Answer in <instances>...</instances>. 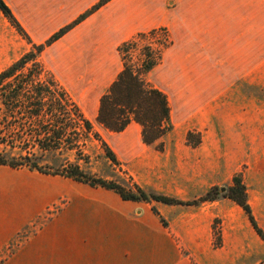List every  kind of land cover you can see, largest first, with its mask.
<instances>
[{
  "label": "rangeland",
  "instance_id": "obj_1",
  "mask_svg": "<svg viewBox=\"0 0 264 264\" xmlns=\"http://www.w3.org/2000/svg\"><path fill=\"white\" fill-rule=\"evenodd\" d=\"M3 1L25 36L0 12V72L100 0ZM157 29L164 50L148 81L170 107L172 130L161 141L162 150L143 145L134 126L116 134L95 121L98 99L121 69L116 48ZM39 59L116 160L109 161L101 143L91 138L79 156L52 154L41 165L53 170L65 161L77 163L85 173L123 187L135 184L192 204L168 206L161 213L159 204L145 206L164 228L180 234L173 237L180 248L194 239L203 245L208 235L220 248L224 237L233 239V226L244 230L246 215L222 196L236 176L252 216L264 213V0H110ZM40 80L48 82V75ZM12 116L0 106V142L33 132L21 129L24 117ZM211 189L217 192L214 201L193 203ZM100 199L110 205L120 200L111 191L60 176L0 167V214L30 218L0 252V264L38 229L63 222L67 214L88 212V203Z\"/></svg>",
  "mask_w": 264,
  "mask_h": 264
},
{
  "label": "trees",
  "instance_id": "obj_2",
  "mask_svg": "<svg viewBox=\"0 0 264 264\" xmlns=\"http://www.w3.org/2000/svg\"><path fill=\"white\" fill-rule=\"evenodd\" d=\"M109 1L100 0L44 43L31 44L30 51L0 72L2 111L10 118H13L14 114L21 115L25 119L21 129L25 132L30 129L33 131L26 139L1 140L0 166L60 176L90 188L111 191L123 201L155 202L166 206L192 205L165 195L146 192L135 184L123 187L115 182L95 177L85 173L77 163L65 161L53 170L41 165V162L52 154L61 156L63 153L73 152L79 156L91 138L99 141L109 161L116 163L112 152L93 130L78 105L48 74L39 59L44 49ZM0 12L18 33L25 36L3 0H0ZM161 31L157 29L138 33L116 48L121 70L99 97L95 116L96 123L110 133H122L132 123L138 125L141 143L156 150H162L161 141L172 130L168 99L148 81L149 74L161 62L164 46L157 42L161 37L159 35ZM44 75H48V82L40 80ZM3 118H6V115ZM191 137V133H187L186 140L189 141ZM16 149L19 154L12 156L9 151ZM47 169L52 172H47ZM222 196L243 211L255 233L264 242V233L254 221L247 202L246 189L239 176L232 179L231 186ZM216 197V190L211 189L193 203L212 202ZM152 211L156 214L154 210Z\"/></svg>",
  "mask_w": 264,
  "mask_h": 264
},
{
  "label": "crops",
  "instance_id": "obj_3",
  "mask_svg": "<svg viewBox=\"0 0 264 264\" xmlns=\"http://www.w3.org/2000/svg\"><path fill=\"white\" fill-rule=\"evenodd\" d=\"M130 126L140 132L138 125ZM155 204L163 207L157 208L160 213L168 207ZM88 205V212L67 214L63 222L55 220L38 229L2 264H262L264 259V242L247 217L242 221L244 230L233 226V239L224 237L220 248L212 244L210 235L203 245L194 239L180 248L173 239L180 234L164 228L145 207L148 203L120 199L110 205L100 199ZM257 217L254 221L264 233V213ZM28 221L0 214V252Z\"/></svg>",
  "mask_w": 264,
  "mask_h": 264
}]
</instances>
